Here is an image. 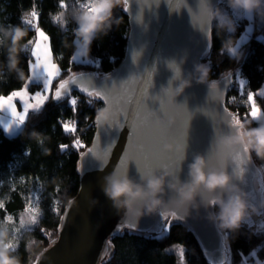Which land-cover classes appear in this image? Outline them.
Listing matches in <instances>:
<instances>
[{
    "label": "trees",
    "instance_id": "16d2710c",
    "mask_svg": "<svg viewBox=\"0 0 264 264\" xmlns=\"http://www.w3.org/2000/svg\"><path fill=\"white\" fill-rule=\"evenodd\" d=\"M59 3L60 0H0V24L22 25L28 29L25 42L34 40L35 29L23 23L22 17L30 14L35 7L38 18L34 23L47 33L53 58L61 69L60 77L55 79L54 89L60 80L68 78L71 74L93 70L98 76H102L111 72L123 59L127 46L129 22L128 15L123 12V6L114 10L116 16L123 17V22L119 26H113L106 36L94 39L90 61L77 62L73 59L74 45L66 47L65 42L72 44L74 40L73 29L76 24L69 13L79 8V3L64 0V8H61ZM216 5L234 15L227 7L226 0ZM61 12L66 13L62 22L53 19ZM234 18L237 30L229 35L236 38L239 53L240 50H246L244 58H230L227 53L220 51L223 37L217 36L213 21L210 48L202 63L211 65L207 81L209 84L216 83L232 73L233 85L225 93L226 104L244 121L251 119H245V114L250 111L248 92L254 94L256 104L264 111V95L257 92L264 84V27L260 30L256 28L257 18L249 20L247 17L235 15ZM30 53V46L21 53L20 66L24 69L27 79L30 75L29 62L32 61ZM5 59L4 49L0 47V61ZM239 79L245 81L243 90L239 87ZM26 80H18L15 74L6 75L0 79V95L13 92ZM36 86L37 83L32 84L31 89ZM71 97L78 100L75 112L68 103ZM89 99L93 101L91 105L88 103ZM98 106H103L99 98L88 97L76 91L61 101H54L50 96L41 110L29 111L25 123L15 135L8 134L0 126V201L4 202V208H0V222L8 215L13 217L9 225L13 243L16 245L13 252L20 257L21 264H35L43 250L58 236L61 217L68 201L78 192L79 156L93 139L95 109ZM71 120L77 122L75 134L65 133L62 128V121ZM252 122L253 126L259 124ZM32 129L43 132L49 139L45 140L43 145L38 144L27 135ZM76 137L80 138L85 148L72 147ZM61 144H67L68 148L62 151L59 147ZM45 148L50 150L49 154H45ZM252 155L256 165L264 173V160L258 159L254 153ZM29 197L34 205L37 199L39 200L38 206L42 215L37 225L20 227L21 213L28 207ZM163 220L166 231L162 236L154 229L138 231L128 227L121 228L117 234L109 237L111 249H108L107 256L99 264H180L177 246H182L185 250L184 264H211L199 241L183 221L171 216ZM252 225L243 221L238 233L223 232L228 243L227 259L231 264H240L253 250L257 252V256L250 255L249 263L257 264L258 260L264 263V230H255ZM29 245H32V251L28 250Z\"/></svg>",
    "mask_w": 264,
    "mask_h": 264
},
{
    "label": "water",
    "instance_id": "95a60500",
    "mask_svg": "<svg viewBox=\"0 0 264 264\" xmlns=\"http://www.w3.org/2000/svg\"><path fill=\"white\" fill-rule=\"evenodd\" d=\"M221 1L223 0H210L214 5ZM199 8V0H183L179 7L169 4L168 0H128V10L125 11L123 7L129 22L123 59L111 72L102 76H98L93 70L74 75L78 78L82 76L81 82L86 86H89L91 81V84L98 86L104 83L118 87L127 84L130 88H135L136 85L131 84L134 78L141 89L148 85V77L151 75L149 95H161L169 90L167 88L169 80L174 75L168 67L169 64H176L181 69V76L186 75L192 70L194 63H202L203 57L208 53L213 22L209 21L207 31L202 28L196 19ZM262 27L264 22L257 18L256 28L260 30ZM177 83L178 81L173 80V86ZM213 84L194 82L183 94L176 97V102L170 95L169 115L160 117L172 130L166 141L185 146L182 151H172L183 154V160L176 173L182 180L186 179L188 163L195 153H201L205 155L209 169L227 171L233 182L244 188L249 194V200L259 207L260 202L264 201V173L256 165L252 153H248L249 158L242 164L238 165L236 159L232 158L230 164L220 166L223 158L230 155L226 148H221L219 137L231 130L223 123L227 113L221 109L226 108L227 112L235 114L226 104L225 95L228 88L233 85L232 73ZM70 87L72 89L70 94L75 91L82 93L78 85ZM149 106L156 108L157 113L160 112L158 102L149 101ZM107 129L108 126L105 124L102 126L95 124L94 136L87 148L93 146L99 132L98 151L103 153L108 143L105 137ZM131 131L126 125L112 137L115 146L107 156V164L103 168H99L98 162L87 154V148L83 150L82 153H85L83 156L80 154L78 192L71 199L74 203L71 206L67 204L58 236L43 250L35 264H99L107 256L105 248L109 237L117 234V225L135 224L133 229L138 231L158 230L161 225L164 226L163 218L167 216L181 220L187 225L211 264H223L227 260V239L223 231L218 230L207 219V212L215 211L213 201L218 197L217 194L222 193L221 190L217 192L202 190L199 199L208 207L207 209L202 207L198 213L191 210L190 206L184 209L176 208L175 196L171 192L165 197L166 206L152 215L126 216L113 208L112 202L102 191V178L119 166L120 158L125 156L129 149ZM143 137L144 130L141 129L139 136L141 142ZM228 167H240L243 171L234 175ZM128 175L134 178L139 176L134 162L129 163ZM137 206L142 207V204ZM263 210L264 208L260 209L259 214ZM173 213L176 215L173 216ZM245 222L251 226L254 216L246 218Z\"/></svg>",
    "mask_w": 264,
    "mask_h": 264
},
{
    "label": "clouds",
    "instance_id": "9594fccd",
    "mask_svg": "<svg viewBox=\"0 0 264 264\" xmlns=\"http://www.w3.org/2000/svg\"><path fill=\"white\" fill-rule=\"evenodd\" d=\"M125 4L126 0H91L90 9L77 8L69 13L76 27L73 29L72 44L65 42V46L74 45V57L90 60L94 39L106 36L113 26H119L123 22V17L116 16L114 10L121 6L125 7ZM226 4L237 17H247L249 20L258 18L264 22V0H226ZM203 8L209 20L215 21L217 36L223 37L220 51L227 53L230 58L239 59L242 53L238 52V42L233 35H229L237 30L234 15H230L219 5L212 4L210 0H205ZM60 15L64 16L66 13L61 12ZM27 36L28 29L22 25L0 24V47H3L6 57L4 61H0V79L8 74H15L21 81L27 79L24 69L20 66L21 53L28 43L25 42ZM210 72V63L196 62L186 75L177 77L173 73L167 87L171 91L172 100L176 102V97L183 94L194 82L206 84ZM173 80L178 81L175 86ZM112 115V108L108 103L95 109V118H99L105 125L111 121ZM27 135L40 145L49 139L46 134L36 129H32ZM219 142L227 149L243 146L258 159L264 160V123L253 126L252 119L241 121L235 131L222 133ZM163 147L172 152L182 151L185 146L165 142ZM44 151L45 154L50 153L47 148ZM102 180L104 195L112 202L117 212H123L126 216L142 217L157 213L166 206L165 197L169 192L175 196L176 208L184 209L190 206L191 210L198 213L202 207L205 209L208 207L199 199L202 190L208 192L221 190L226 195L216 197L215 211H208L207 219L220 231L238 233L246 218L252 214H259L260 209L264 208V201L260 202L259 207L251 203L248 192L234 183L227 171L209 169L207 159L201 153L193 155L191 162L188 163L187 178L183 180L171 168L159 173L139 174L138 178L121 175L116 168ZM68 203L71 206L74 200H69ZM138 204H142V207H138ZM10 224L11 221L7 219L0 222V264H21L20 257L13 252ZM28 250L32 251V245L28 246Z\"/></svg>",
    "mask_w": 264,
    "mask_h": 264
},
{
    "label": "snow or ice",
    "instance_id": "6c2138e0",
    "mask_svg": "<svg viewBox=\"0 0 264 264\" xmlns=\"http://www.w3.org/2000/svg\"><path fill=\"white\" fill-rule=\"evenodd\" d=\"M169 4L176 5L179 7L183 0H168ZM205 0H199L200 8L197 14V23L200 24L202 28L206 31L208 30L209 17L204 11L203 4ZM74 3H79V8L90 9L91 0H74ZM59 6L64 8V0H60ZM125 7L128 10V0H126ZM124 7V10H125ZM29 15L31 18H29ZM38 18V13L35 10V7L30 14H25L22 17L23 23L31 25L36 32V37L34 40H29L26 44V48L31 46V57L34 60L29 62L31 69L30 80L37 83L40 87V90L37 91L33 96L29 98L28 96V83L26 82L23 89L20 91H13L7 97L0 95V111L10 112L11 119L5 121L0 117V123L4 125V131L10 132L16 129H20L21 125L25 123L26 118L29 115V110L39 111L42 109L46 101L49 99V93L51 91V86L53 80L61 75L60 67L53 62L51 45L49 42V37L47 34L40 29L35 23L34 20ZM55 20L63 21V16L58 15L53 17ZM73 59H77L73 57ZM136 57H133L135 60ZM168 67L172 70L175 76H181V69L176 64H169ZM239 74H237L238 76ZM83 77H77L74 74L68 76L67 79H63L59 82V85L55 88V91L52 92L51 98L54 101H61L62 98L69 96L71 92V87L73 85H78L79 90L82 93H86L88 97H97L100 98L104 103H108L112 108V119L107 124L108 129L105 132L106 140L108 141L107 146L104 149V152L101 153L98 151L100 133L98 132L91 148H87V154L92 157L95 162H98V167L103 168L107 164V156L111 153L112 148L115 146V140L112 137H115L117 131L124 129L127 125L131 128V143L129 149L126 152L125 156L120 158V164L117 167L121 175H128L129 173V163L134 162L138 174L144 173H156L163 171L165 169L171 168L174 172L178 169L183 160L182 153H172L164 149L163 145L166 141V137L171 134V128L168 124H165L161 120V115L167 117L171 110V101L169 99L171 91L167 90L159 96H150L149 89L151 87V75L148 77V85L144 86L142 89L139 88L137 81L133 78L131 84L136 85L135 88H130L127 84L123 86H116L108 83L102 85L91 84L89 81V86H86L81 81ZM245 81L243 79L239 80V87L243 90ZM215 88V84H213ZM260 95H264V92H261ZM19 97L23 102V111L18 112L16 110L15 104L13 103L14 98ZM254 94L252 92L247 93V101L250 104V111L245 114V119L250 117L252 121L264 123V111H261L256 105L254 100ZM29 99L32 102H29ZM149 101L152 103L158 102L160 112H156V108L149 106ZM69 105L72 110L75 112L78 105V100L76 97H71L68 100ZM88 103L91 105L93 101L88 100ZM221 111L227 113L224 124L235 131L238 127L241 118L239 115L232 114L227 112V109H221ZM76 121H62V128L65 133L77 132ZM95 123L97 125H104L99 118H95ZM141 129L144 130L143 141L139 139ZM60 149L63 151L68 148L67 144H61ZM72 147L75 149L85 148L86 146L81 142L79 137L72 143ZM221 148H225L221 145ZM230 155L223 158L221 167L230 164L232 158H235L237 164H242L248 157V150L243 146H237L231 149H225ZM85 153H81L83 156ZM233 172L234 175L242 173L243 169L240 167H228V170ZM224 193L217 194L218 196L223 195ZM58 203V202H57ZM39 200L37 199L36 204L34 205L31 197H29L28 207L21 213L20 218V227L37 225L38 220L42 215V210L38 206ZM215 204V200L213 201ZM0 208H4V202L0 201ZM57 213L59 209H56ZM173 216L176 214L173 213ZM8 221L13 220L11 215L5 217ZM63 217H61V220ZM167 219V217H165ZM264 227V224L261 225ZM135 228V224H123L117 225L116 231H120L121 228ZM160 235L162 236L166 231V228L161 225L158 229ZM13 249L16 245L12 244ZM111 247V241L107 242L105 252L108 248ZM177 250L180 256V264H184V248L182 246H177ZM251 256H257L256 251L251 252ZM257 264H260V261H257Z\"/></svg>",
    "mask_w": 264,
    "mask_h": 264
},
{
    "label": "crops",
    "instance_id": "0c3cea01",
    "mask_svg": "<svg viewBox=\"0 0 264 264\" xmlns=\"http://www.w3.org/2000/svg\"><path fill=\"white\" fill-rule=\"evenodd\" d=\"M41 29V28H40ZM46 33V32H45ZM47 34V33H46ZM48 36V35H47ZM36 37V33H35V35H34V38ZM49 42H50V39H49ZM30 49H31V46H30ZM51 51H52V49H51ZM73 57H74V55H73ZM52 58H53V54H52ZM31 60H34V58L32 57V59ZM77 62H79V61H81V60H83V58H77V59H75ZM53 62L54 63H56L58 66H59V64H58V62H56L55 61V59L53 58ZM29 71H30V75H29V77L31 76V69L29 68ZM56 79V78H55ZM55 79L53 80V83H52V86H51V91H50V93H49V97L51 96V94H52V92L54 91V87H55ZM28 83V89H27V92H28V96H29V98L31 97V96H33L37 91H39L40 90V87L37 85L36 86V88H34V89H31V85L32 84H36L35 82H33L32 80H30L29 78L25 81V83ZM25 83L21 86V87H19V88H17V89H14V91H20V90H22L23 89V87H24V85H25ZM261 89V88H260ZM12 93V92H11ZM10 94V93H9ZM9 94H7V95H3L4 97H7ZM29 102H32L30 99H29ZM13 103L15 104V107H16V110L18 111V112H22L23 111V102L20 100V98L19 97H16V98H14V100H13ZM30 110H32V109H30ZM29 110V111H30ZM0 117H2L5 121H7V120H10L12 117H11V114H10V112H4V111H0ZM0 126L3 128L4 127V125L2 124V123H0ZM21 127H22V125H21ZM4 129V128H3ZM19 129H16L15 127H14V130L13 131H10V132H7L8 134H13V133H16L17 131H18ZM260 264H264L263 262H260Z\"/></svg>",
    "mask_w": 264,
    "mask_h": 264
},
{
    "label": "rangeland",
    "instance_id": "374dc122",
    "mask_svg": "<svg viewBox=\"0 0 264 264\" xmlns=\"http://www.w3.org/2000/svg\"><path fill=\"white\" fill-rule=\"evenodd\" d=\"M239 15V14H238ZM237 17V16H236ZM45 32V31H44ZM260 37H263L262 35H259ZM237 48L239 50V44H237ZM242 53L241 57L239 58V60H242L245 56V53H246V50L243 49V50H240ZM91 59V57H90ZM84 60V59H83ZM90 61V60H88ZM237 68H235L236 70ZM237 71V70H236ZM240 80V79H239ZM257 92L260 94L261 92H264V84L263 86L261 87V89H258ZM254 98V97H253ZM257 105V104H256ZM257 107H259L261 109V107L259 105H257ZM262 111V109H261ZM16 133H13V135H15ZM254 216V222H253V225L252 227L255 228V230H264V227H262L261 225L264 224V210L262 211V213L260 214H253ZM227 246H228V243H227ZM228 248V247H227ZM111 249V247H109V250ZM108 250V252H109ZM254 251V250H253ZM251 254L249 255H246L243 259H242V262L240 264H250L249 263V260L248 258L250 257ZM223 264H231L230 261H228V259L223 263Z\"/></svg>",
    "mask_w": 264,
    "mask_h": 264
},
{
    "label": "built area",
    "instance_id": "2783aa9c",
    "mask_svg": "<svg viewBox=\"0 0 264 264\" xmlns=\"http://www.w3.org/2000/svg\"><path fill=\"white\" fill-rule=\"evenodd\" d=\"M81 2H83V0H82ZM228 101H229V100H228Z\"/></svg>",
    "mask_w": 264,
    "mask_h": 264
},
{
    "label": "flooded vegetation",
    "instance_id": "af4514ba",
    "mask_svg": "<svg viewBox=\"0 0 264 264\" xmlns=\"http://www.w3.org/2000/svg\"><path fill=\"white\" fill-rule=\"evenodd\" d=\"M255 205H256V204H255ZM251 216H253V214H252Z\"/></svg>",
    "mask_w": 264,
    "mask_h": 264
}]
</instances>
